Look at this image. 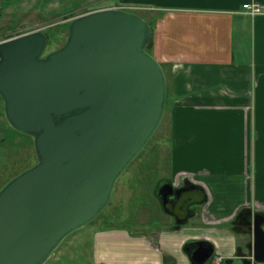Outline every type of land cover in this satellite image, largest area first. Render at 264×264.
I'll return each mask as SVG.
<instances>
[{"label": "water", "instance_id": "95a60500", "mask_svg": "<svg viewBox=\"0 0 264 264\" xmlns=\"http://www.w3.org/2000/svg\"><path fill=\"white\" fill-rule=\"evenodd\" d=\"M152 35L139 14L106 7L72 17L64 43L46 53L42 29L0 40L3 112L32 137L36 157L0 188V264H42L108 205L166 109V75L147 50ZM262 215L248 219L252 235L264 236ZM249 247L246 262H264V242L253 237ZM213 252L198 241L190 260L204 264Z\"/></svg>", "mask_w": 264, "mask_h": 264}, {"label": "crops", "instance_id": "0c3cea01", "mask_svg": "<svg viewBox=\"0 0 264 264\" xmlns=\"http://www.w3.org/2000/svg\"><path fill=\"white\" fill-rule=\"evenodd\" d=\"M120 1L149 11L150 52L166 69L170 167L153 183L155 223L137 232L152 257L121 264H194L198 241L213 245L210 264L241 263L247 236L233 221L264 212V15L242 12L253 0Z\"/></svg>", "mask_w": 264, "mask_h": 264}, {"label": "rangeland", "instance_id": "374dc122", "mask_svg": "<svg viewBox=\"0 0 264 264\" xmlns=\"http://www.w3.org/2000/svg\"><path fill=\"white\" fill-rule=\"evenodd\" d=\"M90 1L98 2L99 5L116 2V0ZM77 3L76 0H0L2 8L0 22L11 18L15 21V17L22 14L24 17L17 22L18 25L16 24L22 31L53 24L43 29L48 37L46 53L59 47L66 40L69 20L80 13L68 14L69 19L66 22L62 21L63 15L71 12ZM119 4L122 6L120 8L124 5L125 8L147 18L149 11L146 8L135 7L125 2ZM1 38L3 36H0ZM168 108L169 105L166 104L156 131L116 180L111 199L101 214L66 235L42 264H101L112 261L121 264L136 253L140 258L142 255L152 257L148 249L137 245L140 240L137 232L147 233L149 227L155 223L153 222L155 213H160L159 207L152 199V187L156 177L158 179V176H167L170 173L169 161L167 164ZM35 162L32 137L14 130L9 125L0 97V188ZM256 164L258 169L259 158ZM256 189V199H262L264 189ZM249 192L251 193V189ZM145 237L152 242V238L147 235ZM210 263L211 261L207 260L204 264Z\"/></svg>", "mask_w": 264, "mask_h": 264}, {"label": "flooded vegetation", "instance_id": "af4514ba", "mask_svg": "<svg viewBox=\"0 0 264 264\" xmlns=\"http://www.w3.org/2000/svg\"><path fill=\"white\" fill-rule=\"evenodd\" d=\"M76 1L78 3L74 5V7H73L74 9L71 10V12H66V14L63 15L62 21H65V22L68 21V19H69L68 14L74 13V12H79L81 14V13L89 12V11L100 9V8L122 7L119 4L121 2L120 0H116V2H111L112 3L111 5H109V3L99 5L98 2H94V1H90V0H76ZM123 7H125V6L123 5ZM1 14H2V8L0 7V15ZM23 17H24V15L19 14L18 16L15 17L16 18L15 21L11 18V19L6 20L4 22H0V30H1L0 36H3V38H1L0 40L6 39V38H11V37L23 34L25 32H28V31H24V30L22 31L20 27H17V25H18L17 22ZM11 22H12V25H10ZM52 25L53 24H45L43 26L41 25V27H38L36 29H42L43 30L47 26L50 27ZM255 212L262 213L263 215L261 216V218H264V212L246 210V211L240 212L233 221L234 222L233 223L234 228L237 231H240L241 233H243L244 235L247 236V237H245V239L243 241L245 243L244 249L246 252H244V254H240V255H242L241 259L242 260L244 259V262L241 261V264H249L246 261H247V259L249 260L252 257L251 248L249 247V244L252 242L253 237H254V239L258 245H262V243L264 242V236H261L260 234H256V233H254V235H252V233L249 231L248 219L250 217L254 218ZM255 217L257 218V214ZM262 228L264 229V223H262ZM195 248H196V243L193 245V247L190 249V251H192ZM250 264H264V262L251 261Z\"/></svg>", "mask_w": 264, "mask_h": 264}, {"label": "built area", "instance_id": "2783aa9c", "mask_svg": "<svg viewBox=\"0 0 264 264\" xmlns=\"http://www.w3.org/2000/svg\"><path fill=\"white\" fill-rule=\"evenodd\" d=\"M242 12L250 16L264 15V2L246 1L242 4Z\"/></svg>", "mask_w": 264, "mask_h": 264}, {"label": "trees", "instance_id": "16d2710c", "mask_svg": "<svg viewBox=\"0 0 264 264\" xmlns=\"http://www.w3.org/2000/svg\"><path fill=\"white\" fill-rule=\"evenodd\" d=\"M149 22V24L151 25V27H152V23L150 22V21H148ZM150 45H151V43L148 45V47H147V50L150 52ZM151 53V52H150ZM161 64V63H160ZM161 66H162V68H163V70H164V72H165V75H166V69H165V67H164V65L163 64H161ZM168 100H169V98H168V92H167V104H168Z\"/></svg>", "mask_w": 264, "mask_h": 264}]
</instances>
